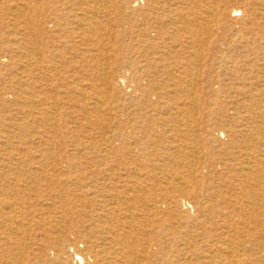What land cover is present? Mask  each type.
I'll use <instances>...</instances> for the list:
<instances>
[{"label": "bare ground", "instance_id": "1", "mask_svg": "<svg viewBox=\"0 0 264 264\" xmlns=\"http://www.w3.org/2000/svg\"><path fill=\"white\" fill-rule=\"evenodd\" d=\"M0 264H264V0H0Z\"/></svg>", "mask_w": 264, "mask_h": 264}]
</instances>
